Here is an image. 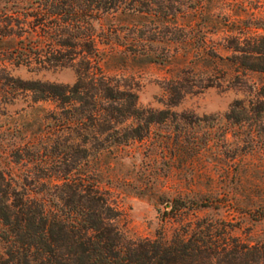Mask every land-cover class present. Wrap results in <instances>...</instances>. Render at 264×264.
Instances as JSON below:
<instances>
[{"label":"trees","instance_id":"16d2710c","mask_svg":"<svg viewBox=\"0 0 264 264\" xmlns=\"http://www.w3.org/2000/svg\"><path fill=\"white\" fill-rule=\"evenodd\" d=\"M6 1L8 10L0 11V41L12 45L0 53L16 66L70 65L76 78L71 84L12 78L13 83L5 85L9 91L2 87L3 95L22 92L32 103L52 101L57 111L41 118L40 137L11 144L12 162L32 168L19 174L0 168V264H264V243L246 244L218 221L198 219L190 230L183 228L170 238L126 237L115 224L116 209L93 177L77 172L92 152L142 140L152 124L174 115L168 109L139 106L133 89L103 69L100 46L114 53L119 45L116 35L96 27L104 16L150 17L157 22L146 32L174 36V30L182 31L178 18L187 9L202 17L197 28L202 35L221 30V24H242L238 31L225 29L231 33L225 47L235 55L237 71L264 73V33L257 32L264 24L255 12L264 0L254 7L252 0ZM225 2L231 3L233 13H222L220 23L215 21L220 14L210 4ZM241 85L244 96L231 102L217 127L223 145H229L222 153L237 161L264 153V85ZM2 98L1 139L19 125L2 119ZM213 202L177 197L169 203L176 214ZM257 211L264 218V208Z\"/></svg>","mask_w":264,"mask_h":264},{"label":"rangeland","instance_id":"374dc122","mask_svg":"<svg viewBox=\"0 0 264 264\" xmlns=\"http://www.w3.org/2000/svg\"><path fill=\"white\" fill-rule=\"evenodd\" d=\"M252 1L253 7L258 4ZM9 3L0 1V11H7ZM210 6L220 14L215 17L220 23L222 13H233L230 2ZM255 12L264 24V3ZM201 19L187 9L178 18L183 33L174 30L175 36L146 32L157 22L150 17L118 13L106 15L96 24L110 37L116 35L119 43L114 53L100 46L104 49L103 69L133 89L139 106L168 109L174 115L152 124L142 140L92 152L77 172L93 177L116 209L115 224L126 237L170 238L205 219L222 222L232 236L246 244H263L264 218L258 217L257 208H264V153L244 155L240 161L224 155L222 151L229 145H223L217 127L224 123L222 118L231 102L244 96L241 83L260 87L264 73L237 71L235 55L225 47L226 36L231 34L225 29L238 31L242 24L228 28L221 24V30L202 35L197 31ZM257 32L264 33V29ZM11 45L10 41H0V49ZM12 78L71 84L76 72L70 65L16 66L0 53V100L4 96L6 101L1 103L5 113L1 117L19 124L18 131L10 129L7 137L0 138V168L19 174L32 164L24 167L12 162L8 155L11 144L40 137L41 118L57 108L52 101L32 103L30 95L22 92L3 95L2 87L9 91L5 85L12 84ZM173 87L177 90H170ZM176 99L175 105L169 104ZM203 116L209 119L197 121ZM177 197H205L214 202L173 214L169 202Z\"/></svg>","mask_w":264,"mask_h":264}]
</instances>
